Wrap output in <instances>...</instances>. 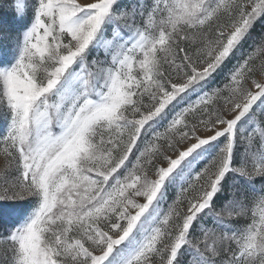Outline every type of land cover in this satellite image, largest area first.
I'll return each mask as SVG.
<instances>
[{
	"label": "snow or ice",
	"instance_id": "snow-or-ice-1",
	"mask_svg": "<svg viewBox=\"0 0 264 264\" xmlns=\"http://www.w3.org/2000/svg\"><path fill=\"white\" fill-rule=\"evenodd\" d=\"M0 264H264V0H0Z\"/></svg>",
	"mask_w": 264,
	"mask_h": 264
}]
</instances>
